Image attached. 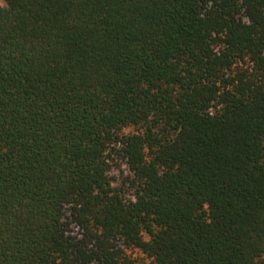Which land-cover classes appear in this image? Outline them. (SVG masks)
Returning <instances> with one entry per match:
<instances>
[{
    "label": "trees",
    "instance_id": "16d2710c",
    "mask_svg": "<svg viewBox=\"0 0 264 264\" xmlns=\"http://www.w3.org/2000/svg\"><path fill=\"white\" fill-rule=\"evenodd\" d=\"M0 0V264H264V0Z\"/></svg>",
    "mask_w": 264,
    "mask_h": 264
},
{
    "label": "rangeland",
    "instance_id": "374dc122",
    "mask_svg": "<svg viewBox=\"0 0 264 264\" xmlns=\"http://www.w3.org/2000/svg\"><path fill=\"white\" fill-rule=\"evenodd\" d=\"M1 3H2V4H5V1H4V0H1Z\"/></svg>",
    "mask_w": 264,
    "mask_h": 264
}]
</instances>
